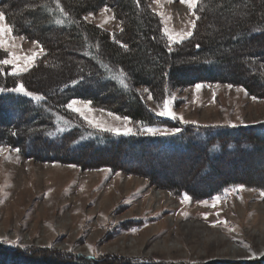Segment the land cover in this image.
Listing matches in <instances>:
<instances>
[{"label": "trees", "instance_id": "16d2710c", "mask_svg": "<svg viewBox=\"0 0 264 264\" xmlns=\"http://www.w3.org/2000/svg\"><path fill=\"white\" fill-rule=\"evenodd\" d=\"M104 5L112 8L122 26L114 36L83 20L86 14ZM199 7L202 14L192 36L170 51L161 21L148 0H0V12L14 34L41 43L49 55L46 64L59 62L52 65L57 67L55 74L45 78L53 82L46 90L33 81L47 82L40 77L35 79L45 71L13 76L5 75L3 69L0 73V88L5 89L0 92V146L19 149L27 158L70 161L81 167H88L92 156L89 167L98 164L144 175L154 185L196 201L209 200L230 187L264 192V167L260 170L249 162L244 172L238 168L244 151L264 154V123L246 128L177 126L173 120L155 116L137 93L138 87L144 86L156 98L172 85L179 88L193 80H223L239 84L251 96L264 98V0H201ZM213 10L218 12L217 17ZM229 11L233 14L229 15ZM232 50H246L245 56H236ZM3 56L0 52V60ZM217 66H224L227 75L216 76ZM182 68L197 73L182 78ZM18 81L29 84L27 91L33 97L9 91ZM91 82L98 91L92 90ZM105 96L107 100H103ZM74 97L128 116L137 125L176 127L179 131L125 135L92 130L65 109ZM167 146L180 154L194 152L191 162L178 165L182 178H160L157 170H147L142 164L148 159L158 161L153 147L163 150ZM134 147L140 152V160L123 162L121 157ZM223 167L243 172V178L230 176ZM254 170H260L262 175L253 177ZM212 172L219 178H208ZM0 264L114 263L39 249L25 254L0 245Z\"/></svg>", "mask_w": 264, "mask_h": 264}, {"label": "rangeland", "instance_id": "374dc122", "mask_svg": "<svg viewBox=\"0 0 264 264\" xmlns=\"http://www.w3.org/2000/svg\"><path fill=\"white\" fill-rule=\"evenodd\" d=\"M148 1L161 21L160 28L168 44L165 29L174 34L193 30L192 22L196 23L197 16L202 14L198 7L193 15L180 0ZM229 12V15L233 14ZM212 14L217 17L218 12ZM85 17V22L113 36L122 28L109 5L101 6ZM0 26L11 28L6 18ZM5 47L7 51L0 49L4 54L2 60L14 55L19 58L16 60L18 68L27 67L26 72L30 74L45 71L35 79L55 74L57 67L52 65L59 62L46 64L49 55L38 41L12 31ZM245 51L231 52L244 57ZM43 66L46 69H42ZM1 67L8 75L12 66ZM217 67L214 70L216 76L227 75L224 66ZM196 73L197 70L182 68L180 75L185 78ZM46 80L40 83L33 79L44 90L53 85ZM21 83L29 88V84L18 81L11 89ZM91 85L94 92L98 91L93 82ZM137 90L155 116L173 120L177 126L246 128L264 123V98L251 96L239 84L229 81L193 80L179 88L172 85L156 98L144 86ZM149 95L152 99H148ZM107 99L103 97V100ZM165 99L170 100L169 110L175 113V119L158 114L163 110ZM73 101H76L73 108L79 111L67 107ZM65 109L92 130L113 134H124L128 128L134 133H147L144 128H154L161 130L156 135H164L170 134L164 130L176 128L137 125L128 116L95 106L85 98L70 99ZM0 148L3 149L0 151V245L5 248L25 254L33 253L35 249L57 251L84 260L100 259L114 264H264L263 191L244 186L230 187L206 201L191 197L184 200L185 194L156 186L144 175L115 171L98 164L89 167L92 156L87 162L88 167H81L70 161L27 158L8 146ZM134 149L130 148L129 153L121 157L123 162L140 160L139 150ZM152 150L159 156L158 161L148 159L142 164L147 170H157L159 177L164 175L166 179L178 178L180 162H191L194 156V152L180 154L168 146L163 148L165 151L155 147ZM256 153L244 151L239 157L238 168L244 172L248 163L253 162L262 170L264 154ZM199 166L203 167V163ZM223 170H228L230 176L243 178V172L227 167ZM260 170L251 171L252 176L259 178ZM207 175L213 180L219 178L213 172ZM216 197L220 199L215 200Z\"/></svg>", "mask_w": 264, "mask_h": 264}, {"label": "snow or ice", "instance_id": "6c2138e0", "mask_svg": "<svg viewBox=\"0 0 264 264\" xmlns=\"http://www.w3.org/2000/svg\"><path fill=\"white\" fill-rule=\"evenodd\" d=\"M181 3L186 4L188 6V8L193 12V15H195L196 13V9L199 7V4L201 2V0H180ZM105 11H107V9H105ZM5 19L4 14L2 12H0V22H3ZM85 19H87V17H85ZM197 19H199V17L197 16ZM57 23H62V21H57ZM196 27L195 21L192 22L191 24V28L194 29ZM12 32V29L9 28H5L3 26H0V49H4L5 51H7V48L5 47L6 43H7V39L9 37V34ZM164 34L167 37L168 41H169V50L171 51V45L172 44H179L182 43L185 39H188L192 36L193 32L192 30H188L186 32L183 33H170L167 29L164 30ZM11 39H15V37H11ZM19 59L18 57H15L14 55L11 58H5L3 60H0V66H8L11 65V70L7 73L8 75H13V76H19L22 72H26L28 70L27 67H22V68H18L16 65V60ZM28 58H25V60H27ZM0 73H3V67H0ZM121 84L123 87H127V84L124 83L123 80H121ZM197 87H200V85H197ZM231 87V85L229 86ZM5 91V89L0 88V92ZM9 91H14V92H18V93H22L26 96L29 97H33V93L28 92L27 89L24 87V85L21 83L19 84L17 87L13 88V89H9ZM35 99H42V97H34ZM148 99H152L151 95L148 96ZM76 101H73L72 103H70L69 105H67V107L73 111H79V109H74L73 108V104H75ZM169 105H170V100L169 99H165L163 101V110L158 113L159 115L162 116H169L173 119L176 118L175 113L171 112L169 110ZM125 120H127V118H124ZM143 131H146L147 133L156 135L158 133L161 132L160 129H154V128H144ZM179 129H173V130H164V132L166 133H175L178 132ZM125 135L128 134H135L134 130L132 128H128L125 130L124 132ZM0 151H3L2 148H0ZM15 151H19V149H15ZM262 195H264V193H262ZM184 200H190V197H188L186 194L183 198ZM215 200H219L220 197H216L214 198ZM205 204H207V202H204ZM90 247V246H89ZM91 250V247H90ZM256 254L253 253V256H255ZM264 255V254H262Z\"/></svg>", "mask_w": 264, "mask_h": 264}, {"label": "bare ground", "instance_id": "6f19581e", "mask_svg": "<svg viewBox=\"0 0 264 264\" xmlns=\"http://www.w3.org/2000/svg\"><path fill=\"white\" fill-rule=\"evenodd\" d=\"M118 188H119V186H118ZM109 193V192H108ZM110 194V193H109ZM86 195V194H85ZM110 196V195H109ZM18 205V204H17ZM103 211V210H102ZM50 219V218H49ZM161 245V244H160Z\"/></svg>", "mask_w": 264, "mask_h": 264}]
</instances>
